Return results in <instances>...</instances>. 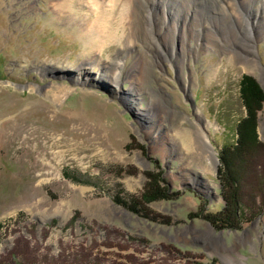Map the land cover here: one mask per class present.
Here are the masks:
<instances>
[{
    "label": "rangeland",
    "instance_id": "374dc122",
    "mask_svg": "<svg viewBox=\"0 0 264 264\" xmlns=\"http://www.w3.org/2000/svg\"><path fill=\"white\" fill-rule=\"evenodd\" d=\"M82 2L0 0V264H264V97L262 145L243 160L232 147L243 75L264 93V0H153L151 38L142 26L101 54L80 31ZM194 11L208 27L197 31ZM115 57L123 76L143 75L138 91L135 76L98 81ZM81 67L97 82L73 84ZM147 108L157 122L140 119ZM196 126L213 171L180 139Z\"/></svg>",
    "mask_w": 264,
    "mask_h": 264
},
{
    "label": "bare ground",
    "instance_id": "6f19581e",
    "mask_svg": "<svg viewBox=\"0 0 264 264\" xmlns=\"http://www.w3.org/2000/svg\"><path fill=\"white\" fill-rule=\"evenodd\" d=\"M156 1H161V0H156ZM85 3L87 5H85ZM220 3L221 2H219V4ZM84 5L86 6L87 12H85L83 14L81 23H79L78 20H76V21L79 24L80 31L83 32V33L89 34V36H90L89 37L90 38L89 39L90 46L91 45L93 46V44H95L94 47L95 46L99 47V48H97L98 49L97 51L101 54L102 50L104 48V43H105L106 40H108V38H110L112 36L113 37H119L117 40L120 42L121 38L125 37V38H130L131 39L133 37H136V35H139V33L143 32L142 31V29H143L142 26H144V30L147 29L145 27V25L149 21L151 22V20H152V17L150 15V13H151V11H150L151 8L150 7H152V5H154V3H153V0H85V2L83 0L82 7ZM164 6L166 7L165 0H164ZM118 7H120V9H121L120 10V14L123 15V17H122V19L120 21L121 25L119 24L117 26V28L114 30V32L110 33L108 31L109 30V26L108 25L111 22H109V21H110V18L112 17V15H113V13L116 11V9H118ZM194 9H195V7H194ZM222 11H223V8H222ZM146 12L149 13V14L146 15ZM152 12H154V11H152ZM92 13H94V14H96V13L100 14L101 13L100 16L95 18V20H96L95 22L99 23V25L98 24L95 25V24H93L90 21V16H91L90 14H92ZM131 14L134 16V19H133ZM164 14H165V12H164ZM194 14H195V15H193V18L195 19L194 25H196L197 28L199 27L197 29V31L201 27H203V29L208 27L206 19H203L201 17V15L198 16V11H194ZM174 17H175V15H174ZM91 18H92V16H91ZM153 18H154V16H153ZM72 19H73V17H68V21L72 20ZM132 19L135 22L132 23ZM127 26H129V29H128L129 31L127 33H125V31L127 29ZM122 27H123V29H121ZM159 28L162 29V26H160ZM119 29L123 30V31H121L120 35H119V32H118ZM167 29H168V27H167ZM167 29H165V32H164L165 33L164 34L165 38H169L170 34H171L170 31L172 32V30H173L172 28H171L172 30L168 29L170 31H168ZM191 29H192V27H191ZM148 30H149V28L147 30H145V33L148 35V37L151 38V34L149 33ZM117 33H118V36H117ZM205 33L203 34L204 38H206V37H208L209 39L212 38V34L213 33H207V31ZM198 34L199 33H196L195 36L193 34L195 40L198 38V36H200V34L199 35ZM191 38H192V36H191ZM188 39H190V37H188ZM198 44L199 43H195L196 46L192 47V49L191 48H186L184 45H182V53L183 54H182L181 58L179 59V62L181 64L184 63V59H183L184 56H188L189 57L192 54H194L195 52H197L196 49H199V45ZM129 45H130V43H125L124 45H122V48L120 47L121 51H123L122 49L128 48ZM203 46L206 47V45H203ZM217 48H219V47H217ZM223 53L228 58V60H230V61L232 59H234L233 57L236 56L234 53H232L231 50H225ZM119 60H120V58L117 60V58L115 57L112 60L108 61L109 64H107L108 62L106 63L105 62L106 60H105L104 64L105 63L106 64H105V66L101 67V76L99 77L98 81H100V80L102 81L106 77L107 79H109V81L111 83H113V85H116V87H117L119 85V82L122 80V78L124 76H126V75H128L129 77L130 76H135V80L137 78V82L134 84L135 86H133V88L136 91H138L137 89H139V88L136 87V84L139 85V87L141 86L142 82L144 81L143 75L142 74L138 75L137 73L135 74L134 72L131 71V73H125V75L123 76L122 71L120 70V68H122L121 66L123 65V62L119 61ZM245 64L254 65V61H246ZM78 73L80 74V76H79L80 78L77 76L75 79L71 80V82L73 84H86V83H90L91 84L92 82H97V80H94L92 78L91 79L88 78L89 76H88V73L86 71V67H81ZM140 80L142 82H140ZM114 90L115 89H113V91ZM130 93H131L130 98H131V103H132L135 100V98L133 96V93L134 94H136V93L134 91H132ZM66 94H67L66 88L62 87V86L61 87L59 86V90L57 92H52V96L50 94L49 95L52 97L53 101H60V99H62V97H64ZM159 101L161 102L162 99H160ZM161 108H162L161 111L163 112L164 106H162ZM146 110L147 111H145L144 113L142 112L143 115H139L140 119L149 118L150 121L154 120V122H157L158 119L156 118L157 116H155L154 112L152 114V110L150 108H147ZM209 125H210V122L205 124V127L208 128ZM206 128H204L202 126H199V127L196 126L195 129L191 130V131H189L187 129H182V130L179 131V135L181 136L180 139H182V142L185 143V145H187L189 147L191 145L192 146L195 145L196 149L198 150L196 156H194L196 158L195 161L197 160V162L199 164L198 167H200L202 169V171H205V172L213 171L214 167L216 166V161H217L216 157H215V154H214V152L212 150V147L210 145V141H209V139H208V137L206 135V131H205Z\"/></svg>",
    "mask_w": 264,
    "mask_h": 264
},
{
    "label": "trees",
    "instance_id": "16d2710c",
    "mask_svg": "<svg viewBox=\"0 0 264 264\" xmlns=\"http://www.w3.org/2000/svg\"><path fill=\"white\" fill-rule=\"evenodd\" d=\"M240 94L246 108V115L237 123L235 131L237 137L234 145H232L234 149H232L235 151L236 157L243 160L252 149L262 145L257 134V111L264 93L251 77L243 75L240 83ZM228 156L223 155L221 158L222 163L226 166L230 165Z\"/></svg>",
    "mask_w": 264,
    "mask_h": 264
}]
</instances>
